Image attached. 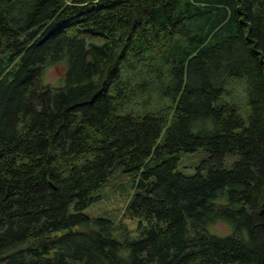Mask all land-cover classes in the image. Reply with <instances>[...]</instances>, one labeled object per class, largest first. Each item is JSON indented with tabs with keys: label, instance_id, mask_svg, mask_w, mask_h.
<instances>
[{
	"label": "trees",
	"instance_id": "trees-1",
	"mask_svg": "<svg viewBox=\"0 0 264 264\" xmlns=\"http://www.w3.org/2000/svg\"><path fill=\"white\" fill-rule=\"evenodd\" d=\"M176 36L188 44L164 57L175 112L157 143L164 116L118 113L121 69ZM234 77L247 126L214 106ZM198 149L183 175L180 152ZM114 167L138 175L127 212L142 235L124 242L82 212ZM0 264H264V0H0Z\"/></svg>",
	"mask_w": 264,
	"mask_h": 264
},
{
	"label": "rangeland",
	"instance_id": "rangeland-1",
	"mask_svg": "<svg viewBox=\"0 0 264 264\" xmlns=\"http://www.w3.org/2000/svg\"><path fill=\"white\" fill-rule=\"evenodd\" d=\"M214 41V39L211 40V43H214ZM187 44L186 38L176 36L166 50H161L158 53L153 51L148 58L143 57L140 60L132 58L130 61L134 66L124 65L121 69L122 78L127 83L125 98L121 102L118 113H131L134 116L146 114L164 116L165 123L157 143L163 142L166 128L173 120L175 112V100L170 94H164L163 92L171 75L169 65L164 62V57L167 56L169 51L179 52ZM61 74V68L50 67L46 71V80L52 86L62 85L64 81L63 76L60 77ZM247 99V78L234 77L225 84L223 92L214 101V106L218 107L223 104L234 106L236 112L242 118L244 126H247L250 115ZM165 157V154L150 156L142 165V169L159 163ZM239 157L238 154H226L222 162V168L231 169ZM205 159H207V152L203 149L194 152H180L177 170L185 176H191ZM200 171L203 176L206 175L205 169ZM137 180L138 175L125 173L120 167L112 168L106 181L93 193L95 199L82 211L90 218H108L115 222L118 228L114 234L121 242H124L125 239H137L142 235L138 228L139 220L130 217L127 212L128 205L136 191L135 184ZM71 210L72 205L70 206ZM152 221V219L144 220L143 225H148ZM76 228L80 229L79 226H76ZM213 228L221 233L228 231L227 227L221 223L216 224L209 230L213 232Z\"/></svg>",
	"mask_w": 264,
	"mask_h": 264
}]
</instances>
